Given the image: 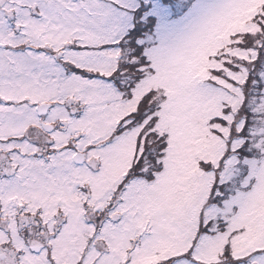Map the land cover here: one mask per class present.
<instances>
[{
  "label": "snow or ice",
  "instance_id": "6c2138e0",
  "mask_svg": "<svg viewBox=\"0 0 264 264\" xmlns=\"http://www.w3.org/2000/svg\"><path fill=\"white\" fill-rule=\"evenodd\" d=\"M0 264H264V0H0Z\"/></svg>",
  "mask_w": 264,
  "mask_h": 264
}]
</instances>
